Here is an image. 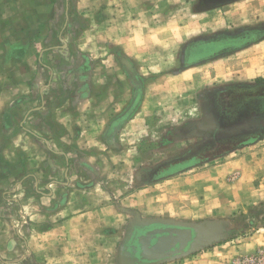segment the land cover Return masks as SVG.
<instances>
[{"label": "rangeland", "instance_id": "obj_1", "mask_svg": "<svg viewBox=\"0 0 264 264\" xmlns=\"http://www.w3.org/2000/svg\"><path fill=\"white\" fill-rule=\"evenodd\" d=\"M197 6L198 0H0V29L24 37L16 40L15 32L13 43L0 44L19 57L0 60L5 73L18 70L17 75H0V84L31 80L46 95L50 87L52 105L64 106L55 115L65 122L76 120L79 134L90 129L95 138L98 126H107L95 121L99 116L106 120L110 115L109 126H116L117 137L108 145L100 141L95 149L85 150L82 139L77 146L66 139L67 168L66 155L53 153L47 164L39 153L34 156L37 174L40 168L45 172L41 170L42 179L68 181L71 189L95 188L105 192V203L115 206V226L102 240L103 249L77 264H118L126 231L137 218L220 224L215 242L168 264H264V133L243 149L221 154L235 145L226 140L239 129L264 130L263 114L233 122L221 117L211 128L205 111L208 94L216 120L237 106L255 110L250 101L264 105L259 98L264 95V43L180 72L190 44L221 41L263 26L264 0L207 11ZM27 49L31 56L24 58ZM34 67L36 80L27 75ZM94 84L101 86L95 88H101L103 111H93L90 97L69 118V100L86 99ZM221 88L227 91L219 93ZM34 97L39 106L42 90ZM30 108L24 105L15 115L25 119ZM24 126L22 121L20 128ZM187 153L209 160L152 180L157 168ZM54 192L60 198L58 187ZM12 193L11 188L2 194L7 205ZM250 243L256 249H242Z\"/></svg>", "mask_w": 264, "mask_h": 264}, {"label": "crops", "instance_id": "obj_2", "mask_svg": "<svg viewBox=\"0 0 264 264\" xmlns=\"http://www.w3.org/2000/svg\"><path fill=\"white\" fill-rule=\"evenodd\" d=\"M15 32L11 28L8 31L0 29V44L13 43L16 33L19 35L16 40L23 41L21 33ZM1 48L0 60H12L16 57L14 52ZM30 56L31 52L27 49L23 57ZM11 69L13 73H5L0 68V75H17V68ZM35 69L31 68V74L29 72L27 75L33 77ZM33 80H36L35 76ZM30 81L25 83L11 80L0 84V124H9L7 128L0 126V264H77V260L91 259L95 252L103 249L102 240L108 237L109 231L115 226V206L105 203V192L96 191L95 188L78 186L79 189H71L72 184L68 181L62 183L42 179L39 175L43 169L40 168V173L37 174L34 156L39 153L43 156L44 164H47L53 153L66 155L67 168L70 153L67 146L63 148L66 139H70V143H75L76 146L79 139H82L85 150L97 147L100 141L101 144L108 145L118 135L116 126L113 123L109 126V122L113 121L110 120V115L106 120L99 116L101 118L94 120L105 125L107 123V126L97 125L99 132L95 138H91L90 129L79 134L75 126L76 120L65 122L58 118L59 115H55L62 113L64 106L52 105L53 89L49 87L47 95L43 94L45 88H37L35 82L31 81L30 84ZM92 87L94 93L86 95V99L82 97L69 100V118H74L77 107L89 101L90 97L95 103L93 111L98 115L103 111L101 88H95L101 86L94 84ZM41 90V104L35 106L37 102L34 94L41 93ZM24 105L32 107L25 119L15 115V111H19ZM107 108H110L109 103ZM22 121L27 123L25 129L20 128ZM236 163L234 167L241 160ZM54 187L60 189V198L56 196ZM11 188L12 200L7 199V205L2 194ZM251 245H243L242 249H256V244Z\"/></svg>", "mask_w": 264, "mask_h": 264}, {"label": "flooded vegetation", "instance_id": "obj_3", "mask_svg": "<svg viewBox=\"0 0 264 264\" xmlns=\"http://www.w3.org/2000/svg\"><path fill=\"white\" fill-rule=\"evenodd\" d=\"M247 0H198V10L200 11H207V10H215L219 8H225L234 6L236 4H239L241 2H244ZM264 43V25L259 26L258 28H252V29H243L239 32H236L234 34H230L227 38L221 41H208L206 43H193L186 47V49L183 52V57L181 59V71L183 72L185 69L191 68L195 66L198 62L204 61V60H211L213 58H222L231 54H236L242 50H245L247 48H250L252 46H257L259 44ZM264 88V87H263ZM226 88H221L219 93L226 92ZM264 94V92H263ZM264 98V95H260L259 98ZM264 100V99H263ZM255 108V110H251L249 112V108H247V105L237 106V108H232V111L228 112H221V116L218 117V119H212L213 116H211V108L214 105L211 103V96L208 94L207 100H205V111L207 112V117L209 118V121L212 127H217L221 117L225 119L228 122H233V120L237 121L238 119L248 116L250 119H254L257 115V113H262L264 118V105L259 104L257 102L250 101ZM241 108V109H240ZM247 111V113H246ZM234 113V114H232ZM244 125L243 123L241 124ZM261 133H264V130H260V128L254 127V126H247V128H241L239 129L235 135H231L228 137L226 141H231L234 143V146H231L230 148L225 149L221 152V154L232 152L233 150L237 149H243L251 144H253V140L255 137L259 136ZM215 145H219L216 141H214ZM222 143H228V142H222ZM203 162L209 160L208 158L202 159ZM199 159L193 157L191 158V153H187L184 156L177 158L175 161L170 162L168 164H165L159 168H157L156 172L152 175V180H164L167 179L174 174H178L180 172H184L191 168V166H196L199 164V162H202ZM167 228H173V226L166 224L162 221H150L145 223V225H135L133 228V232L130 235V238L126 241H124L123 248L127 249L128 252H131V246L132 244H135V239L137 236H141L142 234L146 233L147 231L157 230V229H167ZM127 232V231H126ZM126 236V235H125ZM134 240V242H133ZM154 243V241H151V245ZM121 248V247H120ZM177 248V246H175ZM173 251V250H169ZM168 251V252H169ZM141 251L136 248L135 253H132V258H138ZM119 254V252H118ZM175 259H171L173 261ZM143 264H152L156 263L154 260H151L148 262L147 260L141 261ZM169 261H164L160 264H165Z\"/></svg>", "mask_w": 264, "mask_h": 264}, {"label": "water", "instance_id": "obj_4", "mask_svg": "<svg viewBox=\"0 0 264 264\" xmlns=\"http://www.w3.org/2000/svg\"><path fill=\"white\" fill-rule=\"evenodd\" d=\"M147 222L150 221L137 218L128 227L123 243L130 238L135 225H145ZM162 222L173 226V228L147 231L141 236H137L135 244L131 246V252L135 253L136 248H138L141 251L138 258H132V253L128 252L125 247L123 248V244H121L118 264H143L142 260L148 262L154 260L156 263L152 264H160L201 250L211 245L221 236V226L215 221H204L197 224L173 221ZM151 241H154L152 245Z\"/></svg>", "mask_w": 264, "mask_h": 264}]
</instances>
